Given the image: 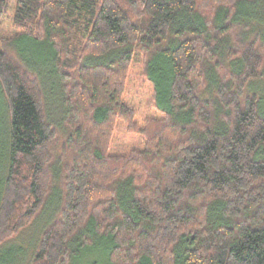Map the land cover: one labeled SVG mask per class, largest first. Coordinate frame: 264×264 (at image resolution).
<instances>
[{
  "label": "trees",
  "instance_id": "trees-1",
  "mask_svg": "<svg viewBox=\"0 0 264 264\" xmlns=\"http://www.w3.org/2000/svg\"><path fill=\"white\" fill-rule=\"evenodd\" d=\"M12 24L0 252L54 200L23 264H264V0H15ZM134 60L161 113L141 126ZM119 123L140 147L110 153Z\"/></svg>",
  "mask_w": 264,
  "mask_h": 264
},
{
  "label": "rangeland",
  "instance_id": "rangeland-1",
  "mask_svg": "<svg viewBox=\"0 0 264 264\" xmlns=\"http://www.w3.org/2000/svg\"><path fill=\"white\" fill-rule=\"evenodd\" d=\"M15 9V0H8L5 13L0 22L1 35L10 37L15 30L12 24V18ZM37 65L42 69L45 68L46 63L43 62L39 56ZM46 76V75H45ZM46 81L48 77H45ZM123 101L126 105L135 111V120L138 125H143L147 118L160 117L161 113L155 106L153 91L145 77L142 74V66L139 61L134 60L127 75V82ZM52 108H57L56 99H52ZM141 138L136 135L127 133L126 128L122 124H117L112 143L110 146V153L122 154L128 152L134 147L141 146ZM54 200L48 205L43 216L37 219L32 225L28 226L20 232V234L9 242L6 247L0 252V264H23L26 256H30L32 252V243H35L40 229L46 222L48 216L51 214ZM101 246L89 251L78 259L75 264H103Z\"/></svg>",
  "mask_w": 264,
  "mask_h": 264
}]
</instances>
